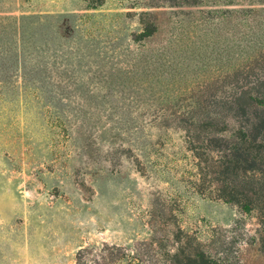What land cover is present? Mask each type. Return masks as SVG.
I'll return each instance as SVG.
<instances>
[{
	"label": "rangeland",
	"instance_id": "1",
	"mask_svg": "<svg viewBox=\"0 0 264 264\" xmlns=\"http://www.w3.org/2000/svg\"><path fill=\"white\" fill-rule=\"evenodd\" d=\"M187 1L0 0V264L133 256L163 206L264 264L255 214L195 190L174 121L264 56V0Z\"/></svg>",
	"mask_w": 264,
	"mask_h": 264
},
{
	"label": "trees",
	"instance_id": "2",
	"mask_svg": "<svg viewBox=\"0 0 264 264\" xmlns=\"http://www.w3.org/2000/svg\"><path fill=\"white\" fill-rule=\"evenodd\" d=\"M185 4L187 0H173L172 5ZM218 85L211 84L196 108L176 115L174 121L185 133L188 150L197 160L195 190L243 214H255L256 241L264 253V56ZM176 211L165 206L159 210L167 222L153 219L151 239L136 244L133 256L112 248L97 264H114L127 258L137 264L240 263L237 237L213 230L203 240L179 226ZM159 214L153 213L155 217ZM241 225L244 223L237 221L233 231ZM78 264H87L81 255Z\"/></svg>",
	"mask_w": 264,
	"mask_h": 264
}]
</instances>
